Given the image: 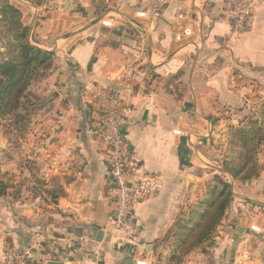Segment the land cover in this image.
Here are the masks:
<instances>
[{
    "label": "crops",
    "instance_id": "0c3cea01",
    "mask_svg": "<svg viewBox=\"0 0 264 264\" xmlns=\"http://www.w3.org/2000/svg\"><path fill=\"white\" fill-rule=\"evenodd\" d=\"M10 1L32 43L56 55L42 125L17 156L0 138V261L13 248L39 264H264V145L257 177L228 175L233 196L213 237L184 248L180 232L185 213L203 210L206 181L223 172L215 144L264 101V0L237 33L223 0H167L154 20L137 11L158 0ZM131 63L147 70L144 81L129 85ZM102 89L131 107L124 131L139 173L162 183L129 212L139 242L110 224Z\"/></svg>",
    "mask_w": 264,
    "mask_h": 264
},
{
    "label": "trees",
    "instance_id": "16d2710c",
    "mask_svg": "<svg viewBox=\"0 0 264 264\" xmlns=\"http://www.w3.org/2000/svg\"><path fill=\"white\" fill-rule=\"evenodd\" d=\"M1 39L5 40L11 56L0 62V119L8 121V129L25 134L34 111L41 105L40 98L32 90V86L51 73L56 54L32 43L31 29L23 22L22 11L10 0H0ZM262 116L264 118V111ZM235 134L239 135L247 156L253 155L264 137V123L263 126L259 125L249 130L239 129ZM250 139L256 142L253 143V148L250 146ZM247 158L249 160L250 157ZM248 160L243 162L238 171L229 172L237 176L246 171ZM258 175L259 171H254L243 178L250 179ZM216 179L222 187L215 197L207 199L205 203L202 202L205 208L199 213L193 228L188 230L190 233L196 231L195 236L191 237L189 248L213 237L231 203L233 196L231 183L219 176ZM7 188L8 185L4 182L0 183L1 196L7 193ZM183 228L184 226H180V229Z\"/></svg>",
    "mask_w": 264,
    "mask_h": 264
},
{
    "label": "built area",
    "instance_id": "2783aa9c",
    "mask_svg": "<svg viewBox=\"0 0 264 264\" xmlns=\"http://www.w3.org/2000/svg\"><path fill=\"white\" fill-rule=\"evenodd\" d=\"M222 12L231 23L232 31L237 33L248 27L254 12V0H223ZM167 0H158L151 11H137L140 17L152 20L160 16ZM184 35H191L192 29L185 27ZM147 70L131 63L126 68V78L132 81H144ZM99 134L108 155L110 195L117 205L116 212L110 218V224L124 230L133 242H139L140 233L133 216L129 214L143 198L154 197L161 189V179L157 175L140 174L139 164L134 159L133 148L124 131V125L132 109L123 105L117 94L98 91ZM24 257H29L26 251Z\"/></svg>",
    "mask_w": 264,
    "mask_h": 264
},
{
    "label": "rangeland",
    "instance_id": "374dc122",
    "mask_svg": "<svg viewBox=\"0 0 264 264\" xmlns=\"http://www.w3.org/2000/svg\"><path fill=\"white\" fill-rule=\"evenodd\" d=\"M11 55L9 54L7 50V44L4 39L0 40V62L9 58ZM54 68V67H52ZM49 77V74L38 80V82L34 83L32 86V90L37 93L39 96V103H41L38 108L34 111V114L32 116L31 123L29 124V129L25 134H21L19 132H15L12 129H8V121L6 119H0V138H4L8 140V150L9 154L14 153L16 156L21 151V146L24 145L26 140L28 139V134L31 129L36 127V125H42L45 111L47 110L49 104L47 103V98L49 97L48 94V83L46 82L47 78ZM255 108L249 109L246 114L241 116H236L235 120L233 122L232 117L230 118L232 121H230V124H228L227 129L223 134H225V137L220 138L219 141L215 144L218 145L220 143L222 148V152L219 153V149H215L213 151L216 153V155H220L217 157V159H220L221 163L220 166L223 170L222 173H216L214 176H212L209 180L206 181V195L204 198L200 199L199 206L203 207V203L211 197H215L218 194V191L222 187L219 183V181L216 179L217 176L224 179L225 181H228V175L233 176L234 178L241 179V180H247L243 178L245 175H247L250 172H261L263 168V164L259 161V153L263 148L264 145V137L260 141L258 147L256 148V153L250 156H247L246 149L242 147V141L239 137V135L235 134L236 131L239 129L243 130H249L252 127L257 126H263L264 118L262 116V113L264 111V101L261 102L259 105H254ZM257 122V124H256ZM251 136V135H250ZM257 140V139H256ZM250 146L252 147L253 143H256L255 141L252 142V139L249 140ZM253 148V147H252ZM247 157H250L249 160ZM249 162L248 167L246 171H243L239 173L237 176H234L229 172L230 171H238L243 164V162L247 161ZM217 165V164H216ZM257 177V176H256ZM254 178V177H252ZM250 178V179H252ZM229 182V181H228ZM230 183V182H229ZM232 185V184H231ZM233 191V187H232ZM202 204V205H201ZM205 207H203L204 209ZM199 211L196 213H185L181 219L182 222L180 223V226H184L183 229H180L181 235L183 236V243L181 244V247L189 248V242L191 240V237L195 236V232L190 233L188 230L192 229L194 226V223L197 220V217L199 216ZM189 235V236H188ZM193 235V236H192ZM188 242V243H187ZM27 250L25 249H13L9 248L5 251V255L3 260L0 261V264H39L37 261H34L30 256L24 257L22 256L24 252Z\"/></svg>",
    "mask_w": 264,
    "mask_h": 264
},
{
    "label": "water",
    "instance_id": "95a60500",
    "mask_svg": "<svg viewBox=\"0 0 264 264\" xmlns=\"http://www.w3.org/2000/svg\"><path fill=\"white\" fill-rule=\"evenodd\" d=\"M243 230L241 229V232H242ZM102 233V231L100 232V234ZM49 264H61L60 262H58V261H50L49 262ZM225 264H232V263H225Z\"/></svg>",
    "mask_w": 264,
    "mask_h": 264
}]
</instances>
